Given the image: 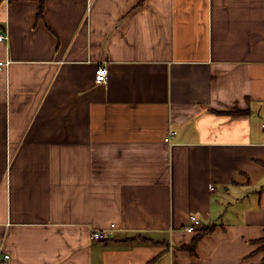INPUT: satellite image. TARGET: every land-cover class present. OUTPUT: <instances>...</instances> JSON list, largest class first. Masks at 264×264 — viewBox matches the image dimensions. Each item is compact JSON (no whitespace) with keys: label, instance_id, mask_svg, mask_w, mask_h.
Here are the masks:
<instances>
[{"label":"crops","instance_id":"crops-1","mask_svg":"<svg viewBox=\"0 0 264 264\" xmlns=\"http://www.w3.org/2000/svg\"><path fill=\"white\" fill-rule=\"evenodd\" d=\"M1 35L11 264H264V0H0Z\"/></svg>","mask_w":264,"mask_h":264},{"label":"built area","instance_id":"built-area-1","mask_svg":"<svg viewBox=\"0 0 264 264\" xmlns=\"http://www.w3.org/2000/svg\"><path fill=\"white\" fill-rule=\"evenodd\" d=\"M7 40V37L4 35L0 36V42H4ZM6 64L1 62L0 63V69H3ZM108 76H109V71L107 66H101L97 72H96V78L95 82L97 85H106L108 82ZM176 134L171 133L167 138H166V143H169L172 138H174ZM203 229L202 222L195 216H193L190 220L189 225L186 227V232L188 234L196 235L199 230ZM107 235L103 233H95L93 235V239L96 241H104L106 240ZM12 257L10 254H8L4 248V245L0 243V264H11Z\"/></svg>","mask_w":264,"mask_h":264},{"label":"trees","instance_id":"trees-1","mask_svg":"<svg viewBox=\"0 0 264 264\" xmlns=\"http://www.w3.org/2000/svg\"><path fill=\"white\" fill-rule=\"evenodd\" d=\"M41 9H42V11L44 10L43 5H42V8ZM233 115L240 117V116L246 115V112L236 111ZM211 231H212L211 229H202V230H199V232L194 237L191 245H189V246H183L182 248H180V250L185 251V252H188V253H190L192 255H195L196 252H197L199 243Z\"/></svg>","mask_w":264,"mask_h":264}]
</instances>
